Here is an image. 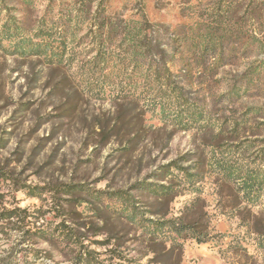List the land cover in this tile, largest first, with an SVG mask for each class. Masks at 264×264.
<instances>
[{
	"label": "rangeland",
	"instance_id": "374dc122",
	"mask_svg": "<svg viewBox=\"0 0 264 264\" xmlns=\"http://www.w3.org/2000/svg\"><path fill=\"white\" fill-rule=\"evenodd\" d=\"M4 1L0 264H264V181L242 184L264 177V75L242 98L225 94L264 58V0H105L110 19L145 15L163 33L217 27L234 51L214 76L190 55L202 118L188 124L187 112L161 119L144 77L129 84L120 38L98 41L99 0L88 20L56 26L59 0ZM7 11L34 41L46 24L55 45L67 29L63 60L10 46Z\"/></svg>",
	"mask_w": 264,
	"mask_h": 264
},
{
	"label": "trees",
	"instance_id": "16d2710c",
	"mask_svg": "<svg viewBox=\"0 0 264 264\" xmlns=\"http://www.w3.org/2000/svg\"><path fill=\"white\" fill-rule=\"evenodd\" d=\"M22 1L25 7H30L33 4V0ZM96 1L59 0V5L56 6L60 11L59 19L52 21V24L56 26L63 19L70 22L77 21L82 18L81 16L88 20ZM95 7L96 11L95 15H93L97 26L95 36L101 44L114 42V40L120 38V44L125 54L123 61L129 60L133 65L131 73L127 76L129 84L134 83L140 77H144L147 82L146 92L149 95L154 94L156 97L163 99L159 103L161 108L158 111L161 119L167 120L171 116L179 122L183 119V112H187L188 116L185 124L190 123L191 120L196 121L202 118L201 111L196 108V104L191 102L190 89L185 84L189 83L195 74V63L198 62L196 61L197 57L198 60L201 59V62L205 63V68L201 71L202 75L207 73L214 76L220 73L225 66L231 64L235 53L233 50L227 51L223 48V35L218 34V28L205 26L200 28H203V31L195 32L194 28L191 27L189 31L181 35L176 29L171 32L167 29L163 33L160 28L152 25L145 15H142L140 19L130 20L119 15L116 20H112L107 14L108 9L105 0L97 1ZM3 9L7 10V5L4 0H0V12ZM66 11L67 15H65ZM6 14L9 18H6L3 29L4 31L10 30L13 33L12 36H8L6 39L7 43L16 51L22 54L44 55L52 63H60L63 60L66 53L65 39L68 34L67 29L63 30L60 40L58 39V44L55 45L56 41L50 38L52 33L46 24V28L43 26L39 27L37 35L40 39L34 41L27 37V31L22 19L19 22L11 21L13 17H11L10 12L7 11ZM52 15H54V12ZM163 36H166L167 39H164ZM260 45L263 46L264 42L261 41ZM186 54L189 57H185L187 56ZM190 55L196 58H190ZM99 56L106 63L110 62H108L106 52H102V49ZM207 61L209 62L208 66ZM263 75L264 58L260 60L259 64L244 72L241 83L236 86V90H231L225 94L242 98L248 95L254 87H257ZM183 170L185 171V176H192L191 172L186 169ZM251 180L249 181L245 178L242 183L245 192L253 190L254 184H262L264 177L262 175L256 176L253 179L251 178ZM152 188H154L152 190L158 192H165L159 191L155 187ZM130 206L133 207L132 204ZM125 213L130 218H135L136 216L134 211L126 210Z\"/></svg>",
	"mask_w": 264,
	"mask_h": 264
}]
</instances>
